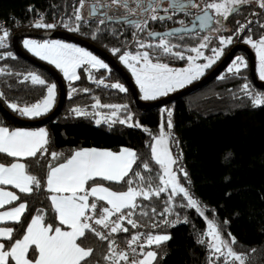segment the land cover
<instances>
[{"label":"trees","instance_id":"1","mask_svg":"<svg viewBox=\"0 0 264 264\" xmlns=\"http://www.w3.org/2000/svg\"><path fill=\"white\" fill-rule=\"evenodd\" d=\"M80 7V0H0V20H9L11 16L21 18L20 24L6 38V47L0 48V101L16 115L26 117L11 109L9 104L16 103L20 108L31 105L45 97L50 83L56 85L44 69L13 52L11 40L16 30L61 29L103 49L119 47L121 53L133 47L127 37H115L112 30L99 21L86 18L77 21L76 9ZM256 10L257 6L250 11L253 18H248L247 12L245 13L246 20L252 19V28L246 30L245 34L251 33L259 37L264 29L253 25L259 15ZM37 22L55 27L37 28ZM77 25L78 31L71 30ZM247 27L249 25L245 28ZM187 55L184 54L185 59L162 60L183 65L188 60ZM221 59H217L207 71ZM159 60L162 61L160 58ZM243 60L246 67H241L239 73L228 71L232 60L206 85L170 104L148 111L135 106L129 88L114 69L108 67L91 71L80 67L79 79H64L67 93L61 112L43 125L48 133L47 153H38L35 158L22 160L30 173L41 181L43 188L47 165L61 163L78 148L102 147L113 151L128 148L134 150L139 157L133 169L140 171L145 177H155L160 170L152 158L150 145L154 143L153 137L159 135L163 125L167 130L169 148L173 157L178 160L175 167L180 183L197 200L203 215L188 207L182 194L169 203V189V192L161 193L159 198L152 197L146 201L138 197L137 203L141 208L136 210L132 218L138 222L139 227L132 228L125 221L124 226L129 231L113 234V237L124 243L135 233L170 236L169 240L159 246L153 244L144 249V252L151 249L157 253L153 264H209L210 260L211 264H223L224 257L217 259L219 254L213 255L208 247L209 238L203 235L207 231L208 221H213L218 226L222 239L229 242L235 253L247 259L244 264H264V105L254 107L250 96L242 90L247 84L248 91L252 94H256V90L262 91L253 85L249 62L247 58ZM29 74L38 75L45 80V85L33 84L31 79H25ZM117 83L123 85L126 91L121 92L111 87ZM170 105L172 109L168 111L167 106ZM108 106L120 107L114 109ZM76 108L87 115L77 116L73 111ZM113 111H116L115 116L112 115ZM97 115L99 117H95ZM129 115L132 118L130 121L123 124L119 122ZM169 119L171 128L167 127ZM129 124L139 126L130 127ZM0 125L31 127L14 123L1 111ZM51 153L60 154L59 159H52ZM14 159L0 154V162L10 163ZM142 162H147L152 171H145ZM137 165L140 167L137 168ZM181 168L187 173V178L180 172ZM131 176L130 172L129 177ZM129 177H125V180ZM95 183L104 184L118 192L127 190L123 181L117 183L102 178L89 181V185ZM48 195L43 190H34L31 195L19 193L18 202L27 203L28 211L21 217V224H10L15 229L14 239L22 236L37 208L45 211L46 223L59 225V221L53 219L55 213L50 211ZM153 208L156 209V214L152 213ZM165 208H170L171 211L160 215ZM142 211L148 215H141ZM86 235L87 239L82 246L94 249L89 258L90 264H108L103 259L108 254V242L98 240L91 233ZM232 238H235L234 244L231 243ZM201 239L205 243H199ZM223 251L227 252V249ZM229 261L230 264H236L231 257Z\"/></svg>","mask_w":264,"mask_h":264},{"label":"snow or ice","instance_id":"2","mask_svg":"<svg viewBox=\"0 0 264 264\" xmlns=\"http://www.w3.org/2000/svg\"><path fill=\"white\" fill-rule=\"evenodd\" d=\"M97 2L101 8L111 9L113 5L117 8H123L126 15L117 17L116 20L118 22L122 20L142 31L147 26L148 19L153 21L172 19V16L158 15V11L161 9L166 13L169 9H172L173 13L185 12L186 14L189 8L200 9L203 11V15L198 16L197 20L200 22L201 29H203L209 26V22L214 19L209 14L210 10H214L217 18L216 22L219 23V18L227 19L229 15L237 12L240 6L251 3V0H223V2L203 0L202 4L196 3V0H167V8L162 7L165 0H111V3H102L97 0ZM83 3L84 0H80L81 8ZM133 4H135V7H132ZM259 6L264 8V0H259ZM97 11V7L93 5L89 16L96 17ZM145 13L148 14V17L142 22L128 18L135 15L143 16ZM75 19L77 21L83 19L80 8L76 9ZM112 19L113 17L108 16L105 12L104 18L100 19L99 23L104 24L106 20ZM178 23L183 24V21H178ZM35 27L53 28L55 25L37 22ZM245 27V25H241L235 35L239 36ZM261 27H264V25H261ZM71 30L78 31L79 25ZM180 31H185V29L178 28L169 33L150 32L149 36L153 39L157 36L160 37L159 43L156 45L144 44L139 40L136 43L140 48H156L164 55H174L178 59H185L183 53L173 51L178 45L171 44L167 39L174 32ZM8 35L7 30H2L0 48L6 47ZM232 39V36L221 37L220 47L212 48L213 55L205 57L201 51V49L208 47V37L205 36L198 47L188 50L195 53V56L187 57L189 66L184 69H173L165 63L153 62V57L148 51L135 54L125 52L120 55V60L132 70V74L136 77V83L139 85L141 93H143V99L155 100L157 97L167 95L169 92L183 88L197 80L207 68L219 59L224 51V46L231 44ZM244 42L256 49L260 60V79L264 80V36L260 37L258 41H253L250 36L245 37ZM24 46L40 59L55 65L69 81L79 79L76 69L83 65L99 66L100 68L108 67L90 52L71 44L59 41L37 43L33 40H25ZM112 51L115 54L120 50L113 49ZM200 58L207 62L196 64L195 61ZM241 67H246L244 60L242 57H236L228 71L239 73ZM25 79H31L33 84L45 85V80L36 74H29ZM111 87L117 88L121 92L126 91L123 85L119 83L113 84ZM242 90L250 96L254 107L264 105V94L250 93L247 84L243 86ZM85 91L87 90L85 89ZM55 97L56 85L51 84L47 86V94L42 101L23 108L18 107L16 103H11L9 107L23 116L38 117L52 108ZM108 107L119 109L120 106ZM73 111L77 116L87 115L79 108L73 109ZM112 115L115 116L116 111H113ZM168 116L171 117V112L168 113ZM131 119L129 115L125 120L119 122L123 124ZM129 126L139 125L129 124ZM167 127H172L171 119L168 120ZM153 140L154 143L150 145L151 155L160 170L155 177H145L140 171L133 169V165L136 164L139 157L134 150L128 148L121 149L119 153L97 149H82L75 151L63 163L55 166L49 163L47 165L46 183L43 188L41 181L37 176L30 173L25 163L16 161L7 166L0 163V186H12L19 193L29 195L33 194L34 190L37 192L43 190L49 193L47 199L50 201V211L55 213L53 219L59 221V226L46 223L45 211L37 208L35 209L36 214L32 216L24 228L22 238H13L15 231L13 227H0V240L8 242L7 246L5 242H0V264H90L89 258L92 257L94 249L82 246L88 233H91L100 241L108 242V254L103 256L108 264H121V262H124V264H153L157 253L154 251L145 253L143 249L145 246L150 247L153 244L159 246L162 242L169 240L170 236L149 234L145 243L139 245L140 252L138 256L137 248L134 245L140 241L141 234H133L127 241L130 252L117 250L118 245H116L115 239L112 238L113 234L129 231L124 226L125 221L132 228L139 227L138 222L132 218L136 210L141 208V205L137 203L138 197H142L147 201L152 197L159 198L161 193L169 192L170 189L169 203L177 195L182 194L183 198L187 200V206L196 209L200 215H203L198 202L189 194L187 188L180 183V179L173 169L178 160L173 157L168 146V137L165 134L163 125H161L159 137H153ZM48 142V133L43 128L38 131H9L5 127H0V154H6L8 157L27 159L37 157L38 153L45 155ZM59 155L51 153L54 160H58ZM139 167L140 165H137V168ZM142 167L147 172L152 171L147 162H142ZM130 172L132 173L131 177H129ZM180 172L183 173L184 178H187V173L182 168ZM98 177L117 183L123 181L127 185V190L118 192L102 185L86 187L89 185V181H94ZM125 177L129 178L125 180ZM90 197L94 198L91 202ZM19 199L20 197L13 191H7L0 187V209H4L6 205L13 204ZM100 202L104 203L101 204ZM27 211L28 205L24 202L7 210H0V224L7 222L21 224V217ZM151 211L156 214L155 208ZM170 211V208H165L160 215L163 216L164 213ZM140 214L148 215L147 212L143 211ZM114 216L116 219H112ZM203 235L209 238L208 247L213 255L219 254L216 257L217 259L224 257L223 264H230L229 257L239 261V264H244V257L235 253L229 242L222 239L219 228L213 221H208L207 231ZM235 242V238H232L231 243L234 244ZM199 243L203 244L205 240L201 239ZM223 249H227V252ZM209 264H211V260Z\"/></svg>","mask_w":264,"mask_h":264},{"label":"flooded vegetation","instance_id":"3","mask_svg":"<svg viewBox=\"0 0 264 264\" xmlns=\"http://www.w3.org/2000/svg\"><path fill=\"white\" fill-rule=\"evenodd\" d=\"M100 2L111 3V0H100ZM209 2H212V0H209ZM215 2H223V0H215ZM196 3L202 4L203 0H196ZM93 5H95L98 9L96 17L89 16V12ZM255 6H257V10L255 12L257 13V15L258 14L259 15H258V18L253 22V25H256V27H261V25H264V14H261V12H264V8H261L259 6V0H251V3L240 6L239 10L229 15L227 19L219 18L220 19L219 23L216 22L217 18H216V14L214 10H210L209 14L212 15L214 19L209 22V26L203 29H201L200 22L198 20L193 22L194 19H197L198 16L203 15V11L197 8H189L187 14L185 12L173 13L172 9H169L168 12L166 13L161 9L158 11V15L172 16V19H165L163 21H160V20L153 21L151 19H148L147 26L142 31L137 30L136 28L123 22L122 20L119 22L116 20L117 17H122L126 15L125 10L123 8H117L115 5H113L111 9L101 8L97 0H85L83 3V7L82 8L80 7V14L83 18L99 21L100 19L104 18V13L107 12V15L113 17V19L106 20L104 23V26L109 27L114 33L115 37H125V38L127 37L129 42L133 43V47H131L129 51L127 50V52L137 53V52L148 51L150 55L153 57V62L159 61L171 67H181V66H184L188 62V60L183 65H177L172 62L163 61L162 59L177 58V57L174 55H164L159 49H156V48H140L138 47L136 41L139 40L140 42L144 44L156 45L159 43L160 37L157 36L155 39H153L151 36H149L150 32L162 33V32L169 31L175 28L189 27L190 29H192L191 31L183 32L179 34H173L172 36L167 38L171 44L178 45V47L173 49V51L181 52L183 54L187 53L188 54L187 56H195V53H192L188 50L193 47H198L199 44L203 42L204 37L207 36L208 41H209L208 47L201 49V51L203 52V55L205 57H211L213 55L211 49L220 47V43H219L220 38L221 37L227 38L229 36H232L233 39H232L231 44L224 46V51L219 58H222L234 44H247L248 46L251 47V49L254 51L257 57L256 49H254L250 44L244 42L245 37L250 36L253 41H258L260 37L264 36V30L262 31L259 37H256L255 35H252L251 33L249 35L245 34L246 30H251L252 28V25H250L249 23V21L252 22V19L246 20L245 13L247 12L248 18H253V13H250V11L253 10ZM132 7H135V4H133ZM162 7L163 8L168 7L167 0H165V3L163 4ZM147 17H148V14L145 13L143 16L135 15V16H130L128 18L130 20H138L142 22ZM178 21H183V24L178 23ZM241 25H245V26L249 25V27H247V29L245 28L244 31L241 32L239 36H236L235 34L237 32V29L240 28ZM261 28L264 29V27H261ZM217 29H219V31H217ZM113 49H120V48L116 47V48H110L109 50L107 49H104V50L107 51L109 54H111L117 60V62L133 78L131 69L124 62L120 60V55H122L124 52L122 53L117 52L114 54L112 51ZM236 57H242L243 59L247 58L246 54L243 51H237L232 60H234ZM159 58L162 61H160ZM197 61L201 64H204L206 60H204L203 58H200V59H197ZM107 65L108 67L111 68V66L108 63ZM100 69H106V68H100ZM207 69L204 71L203 75L209 72L207 71Z\"/></svg>","mask_w":264,"mask_h":264},{"label":"water","instance_id":"4","mask_svg":"<svg viewBox=\"0 0 264 264\" xmlns=\"http://www.w3.org/2000/svg\"><path fill=\"white\" fill-rule=\"evenodd\" d=\"M197 19H194L195 22ZM185 29V31L174 32L173 34H179L183 32H189L192 29L189 27H180ZM178 29V28H175ZM174 29L165 31L162 33L173 32ZM24 37H39V38H60L64 40L71 41L75 44L81 45L88 50L96 53L99 57H101L106 63H108L112 69H114L123 79L124 83L129 88L131 95L133 97V101L135 106L142 110L148 111L154 107H160L167 104H170L174 100L179 97H182L210 82L214 79L222 70H224L227 65L232 61L237 51H243L246 54L247 60L249 62V74L253 85L256 88L264 90V81H262L256 71V55L250 46L247 44H234L228 52L222 57V59L205 75H203L197 81L176 90L168 95L157 98L152 101H145L140 98L138 88L135 84L134 79L130 74L117 62V60L109 54L104 49L98 47L93 42L84 39L78 35H75L71 32L61 30V29H51V30H41L35 28H26L16 30L12 35L11 45L13 48V52L20 58L32 63L33 65L44 69L50 76L54 79L57 87H58V100L55 104L54 108L45 116L39 118H27L21 117L10 111L1 101H0V111L11 121L16 124L24 125V126H43L52 121L62 110L65 100H66V83L63 76L60 72L49 65L41 61L40 59L29 54L21 45V39Z\"/></svg>","mask_w":264,"mask_h":264},{"label":"rangeland","instance_id":"5","mask_svg":"<svg viewBox=\"0 0 264 264\" xmlns=\"http://www.w3.org/2000/svg\"><path fill=\"white\" fill-rule=\"evenodd\" d=\"M25 40H33V41H36L37 43H44V42H51V41H59V42H61V43H66V44H71V45H74V46H76V47H79V48H82V49H84L85 51H88V52H90L93 56H95L97 59H99V60H101L103 63H105L106 65H107V63L101 58V57H99L96 53H94V52H92L91 50H88L87 48H85V47H83V46H81V45H78V44H75V43H73V42H71V41H68V40H64V39H60V38H39V37H24V38H22V40H21V45H22V47L29 53V54H31L32 56H34V57H36V58H38V59H40L38 56H36V55H34L31 51H29L25 46H24V41ZM132 54H135V53H132ZM41 61H43V62H45V63H48L49 65H51V66H53L54 68H56L55 67V65H53V64H50L48 61H46V60H42V59H40ZM207 61H205V63H206ZM195 63L196 64H201V63H199L197 60L195 61ZM231 64L232 63H230L228 66L230 67L231 66ZM108 66V65H107ZM189 66V62H187L184 66H181V67H171V66H169V67H171V68H173V69H184V68H187ZM81 67H84L85 69H89V70H97V69H100V67L99 66H97V67H92L91 65H83V66H81ZM80 68V67H79ZM79 68H77L76 69V72H77V75H78V72H79ZM57 69V68H56ZM59 72H60V74L63 76V78L65 79V80H68L67 78H65V76L63 75V72L60 70V69H57ZM256 71H257V75H258V77L260 78V60H259V56L257 55V57H256ZM131 72H132V70H131ZM133 75V74H132ZM201 77V76H200ZM199 77V78H200ZM133 78H134V81H135V84H136V86H137V88H138V91H139V95H140V98L141 99H143V93H141V91H140V87H139V85L136 83V77L133 75ZM198 78V79H199ZM262 81H264V80H262ZM189 85V84H188ZM187 86V85H186ZM179 89H181V88H179ZM179 89H176V90H179ZM175 90V91H176ZM172 92H174V91H171V92H169L168 94H170V93H172ZM257 93H260V94H264V90H262V91H259V90H256V94ZM167 94V95H168ZM46 96V95H45ZM165 96V95H164ZM160 97H163V96H160ZM160 97H157V98H160ZM156 98V99H157ZM44 99V98H43ZM43 99H40L39 101H42ZM144 100V99H143ZM38 101V102H39ZM145 101H152V100H145ZM167 109H168V111L169 110H171L172 109V105H170V106H167ZM95 117H99V115H97V116H95ZM97 120L98 119H100V118H96ZM164 128V127H163ZM164 131H165V134L167 135V130H166V128H164ZM161 132V131H160ZM159 135H160V133H159ZM159 135L157 136V137H159ZM167 137H168V135H167ZM168 146H169V143H168ZM173 169H174V171H176V173H177V169H176V167H175V165L173 166ZM178 175V174H177ZM193 197V196H192ZM194 198V197H193ZM195 199V198H194ZM196 200V199H195ZM197 201V200H196ZM147 251H153V250H151V249H149V250H146L145 251V253L147 252ZM247 260V259H246ZM245 260V258H244V262L246 261ZM236 264H239V261H236Z\"/></svg>","mask_w":264,"mask_h":264},{"label":"crops","instance_id":"6","mask_svg":"<svg viewBox=\"0 0 264 264\" xmlns=\"http://www.w3.org/2000/svg\"><path fill=\"white\" fill-rule=\"evenodd\" d=\"M51 84H53V83H50L49 85H51ZM46 94H47V92H46ZM57 96H58V90H57V87H56V97H55V101H54V104H53V106H52V108L48 111V112H50L52 109H53V107L55 106V104H56V102H57ZM38 102V101H37ZM37 102H35V103H37ZM35 103H33V104H31V105H25V106H32V105H34ZM25 106H23V107H25ZM22 107V108H23ZM47 112V113H48ZM47 113H44V114H42V115H40V116H38V117H27V118H39V117H43V116H45ZM0 127H5V128H7L9 131H15V130H27V131H38L39 129H41V128H43L46 132H47V129L44 127V126H35V127H22V126H17V127H10V126H5V125H0ZM82 149H97V150H106V151H112L113 153H119L121 150H119V151H113V150H111V149H107V148H102V147H82V148H78V149H76L75 151H78V150H82ZM74 151V152H75ZM73 152V153H74ZM72 153V154H73ZM71 154V155H72ZM71 157V156H70ZM69 157V158H70ZM23 158H15L14 160H12L11 162H16V161H19V162H22V163H25L24 162V160H22ZM66 160H64V161H62L61 163H63V162H65ZM10 162V163H11ZM0 163H4V162H0ZM10 163H4L6 166L7 165H9ZM58 165V164H57ZM99 178V177H98ZM94 185H102V186H104V187H108V186H106V185H104V184H99V183H95V184H91V185H87L86 187H90V186H94ZM0 187H3L4 188V190H7V191H13L14 193H16L18 196H19V191L17 190V189H15V188H13L12 186H0ZM111 189V188H110ZM112 190V189H111ZM114 191V190H113ZM92 199H94V198H91L90 197V202H91V200ZM19 203H22V202H18V201H16V202H14L13 204H10V205H6L5 206V208L4 209H0V210H7V209H9V208H12V207H15V206H17ZM101 204H103L104 202H100ZM12 222H7V223H3V224H0V227H11V224ZM59 226V225H58ZM20 238H22V236L20 237ZM0 242H5L6 243V241H2V240H0ZM6 246H7V244H6Z\"/></svg>","mask_w":264,"mask_h":264},{"label":"built area","instance_id":"7","mask_svg":"<svg viewBox=\"0 0 264 264\" xmlns=\"http://www.w3.org/2000/svg\"><path fill=\"white\" fill-rule=\"evenodd\" d=\"M20 22H21V18L13 17V16H11L9 20L1 19L0 20V35H2V30H7L9 32V35H10L13 32V30L20 24ZM112 219H116V217H113ZM135 234H140V233H135ZM112 238L115 239L116 245H118L117 250H127L129 252L131 251L127 247V241L129 239L127 241H125L124 243H121L115 237H112ZM146 239H147V236L141 234L140 241H138V243L136 245H134V247L137 248V256L139 255V252H140L139 245L145 243ZM146 247L147 246H145V248ZM144 249H143V251H144ZM130 258H131V256H130ZM121 264H124V262H121Z\"/></svg>","mask_w":264,"mask_h":264}]
</instances>
